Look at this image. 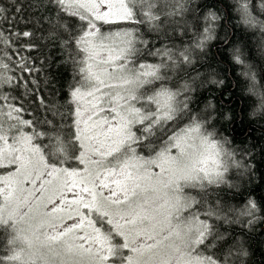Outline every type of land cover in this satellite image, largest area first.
Segmentation results:
<instances>
[{"label": "snow or ice", "instance_id": "6c2138e0", "mask_svg": "<svg viewBox=\"0 0 264 264\" xmlns=\"http://www.w3.org/2000/svg\"><path fill=\"white\" fill-rule=\"evenodd\" d=\"M253 40L264 59V0L0 4V264H249L264 145L217 127L213 61L264 118Z\"/></svg>", "mask_w": 264, "mask_h": 264}, {"label": "trees", "instance_id": "16d2710c", "mask_svg": "<svg viewBox=\"0 0 264 264\" xmlns=\"http://www.w3.org/2000/svg\"><path fill=\"white\" fill-rule=\"evenodd\" d=\"M0 4L8 9L9 12L12 11V0H0ZM222 16H227V10L223 9L221 6ZM224 22L222 21V24ZM232 21H229L227 28L218 29L217 35L218 40L212 42L210 48V53L214 54L216 52L217 46L223 47L221 41L227 36L228 39L238 41L239 31L235 30ZM21 27L23 25L21 24ZM237 32L236 37H232L231 33L233 31ZM187 39V38H185ZM241 45L244 46L245 54H249V49H251L250 59L259 67L264 64V59H262V53L256 46V41H240ZM246 45V46H245ZM220 60L219 56L213 61L215 70L218 71L222 76L229 77L226 80V84L232 87L233 91L231 93L232 104L230 105L228 111L232 114V121L222 124H218L217 127L225 134L234 138L235 144L239 147L250 146L253 143L264 145V118L256 117L250 118L248 113L250 111L249 101L247 100L241 87L235 86V81L233 78L232 69L228 66L227 62L217 63ZM207 95V93H205ZM225 101L229 99L226 96ZM264 240V236L260 237ZM249 264H264V245L254 244L253 255L250 257Z\"/></svg>", "mask_w": 264, "mask_h": 264}]
</instances>
